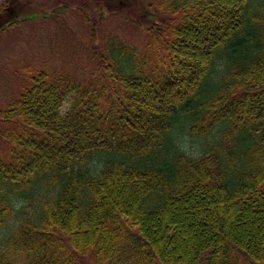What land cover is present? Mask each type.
Returning a JSON list of instances; mask_svg holds the SVG:
<instances>
[{
    "label": "trees",
    "instance_id": "obj_1",
    "mask_svg": "<svg viewBox=\"0 0 264 264\" xmlns=\"http://www.w3.org/2000/svg\"><path fill=\"white\" fill-rule=\"evenodd\" d=\"M161 3L146 49L0 110V264H264V0Z\"/></svg>",
    "mask_w": 264,
    "mask_h": 264
},
{
    "label": "rangeland",
    "instance_id": "obj_2",
    "mask_svg": "<svg viewBox=\"0 0 264 264\" xmlns=\"http://www.w3.org/2000/svg\"><path fill=\"white\" fill-rule=\"evenodd\" d=\"M89 1L0 0V9L11 2L17 4L16 21L0 28V110L6 109L7 103L16 99L41 70L47 77L66 72L88 78L98 70L97 62L100 64L111 35L146 49L152 33L164 32L170 17L162 0H110L112 10L99 0ZM139 2L151 4L155 16L149 18L148 11H141L142 8L137 11ZM152 45L157 44L153 41ZM1 121L0 132L6 127ZM3 138L0 134V153L7 148ZM188 139L187 148L195 152L198 141ZM79 258V264H93L92 258Z\"/></svg>",
    "mask_w": 264,
    "mask_h": 264
}]
</instances>
